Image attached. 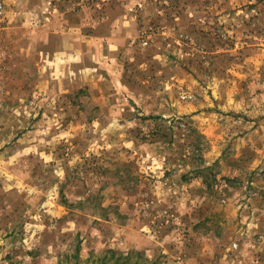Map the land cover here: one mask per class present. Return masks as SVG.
<instances>
[{
	"label": "rangeland",
	"instance_id": "374dc122",
	"mask_svg": "<svg viewBox=\"0 0 264 264\" xmlns=\"http://www.w3.org/2000/svg\"><path fill=\"white\" fill-rule=\"evenodd\" d=\"M0 2V264H264V0Z\"/></svg>",
	"mask_w": 264,
	"mask_h": 264
},
{
	"label": "trees",
	"instance_id": "16d2710c",
	"mask_svg": "<svg viewBox=\"0 0 264 264\" xmlns=\"http://www.w3.org/2000/svg\"><path fill=\"white\" fill-rule=\"evenodd\" d=\"M95 264H156L149 263L143 252H137L132 255H117L115 252H108L104 257H100Z\"/></svg>",
	"mask_w": 264,
	"mask_h": 264
},
{
	"label": "built area",
	"instance_id": "2783aa9c",
	"mask_svg": "<svg viewBox=\"0 0 264 264\" xmlns=\"http://www.w3.org/2000/svg\"><path fill=\"white\" fill-rule=\"evenodd\" d=\"M2 13H3V3L0 2V14H2Z\"/></svg>",
	"mask_w": 264,
	"mask_h": 264
}]
</instances>
